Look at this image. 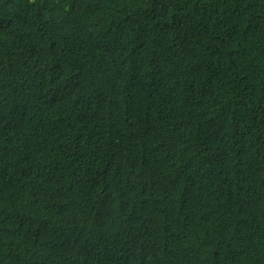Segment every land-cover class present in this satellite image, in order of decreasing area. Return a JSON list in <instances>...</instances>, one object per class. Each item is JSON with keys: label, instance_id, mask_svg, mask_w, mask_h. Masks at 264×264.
Here are the masks:
<instances>
[{"label": "trees", "instance_id": "trees-1", "mask_svg": "<svg viewBox=\"0 0 264 264\" xmlns=\"http://www.w3.org/2000/svg\"><path fill=\"white\" fill-rule=\"evenodd\" d=\"M0 264H264V0H0Z\"/></svg>", "mask_w": 264, "mask_h": 264}]
</instances>
